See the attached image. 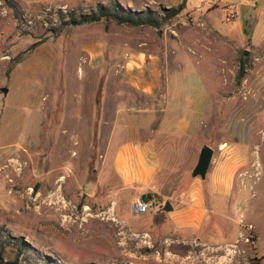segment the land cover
<instances>
[{"label": "rangeland", "instance_id": "1", "mask_svg": "<svg viewBox=\"0 0 264 264\" xmlns=\"http://www.w3.org/2000/svg\"><path fill=\"white\" fill-rule=\"evenodd\" d=\"M182 1L0 0V252L5 260L264 264V42H251L249 30L243 36L236 21L221 26L226 18L220 0H185V8L159 28L111 17L69 22L70 12L90 15L100 7L121 15L150 12L160 20ZM142 53L155 55L161 82L169 80L163 102L197 101L193 107L203 119L191 156L189 149L181 152L183 160L172 163L175 172L167 186L153 194L156 207L132 215L131 202L146 193L125 187L105 152L116 105L131 112L153 109L154 123L158 119L160 97L137 91L122 77L125 62ZM242 60L246 65L238 80ZM228 143L244 152L224 197L212 192L206 177L199 182L191 172L202 146L214 155ZM159 157L163 168L166 158ZM197 194L205 207L200 226H177L174 213ZM166 201L171 212L163 211Z\"/></svg>", "mask_w": 264, "mask_h": 264}, {"label": "crops", "instance_id": "2", "mask_svg": "<svg viewBox=\"0 0 264 264\" xmlns=\"http://www.w3.org/2000/svg\"><path fill=\"white\" fill-rule=\"evenodd\" d=\"M220 13L221 17L226 18L225 21L220 19L221 26L236 21L243 36H246L247 29L251 42H264V0H220ZM257 28L260 30L253 40ZM223 29L225 33L231 32L228 28ZM122 77L128 86L137 91L149 96H159L162 106L154 123L153 109L140 108L131 112L128 108L116 105V115L111 122L105 153L110 157L113 173L125 187H131L139 194H159L162 188L167 186L170 174L175 172L171 165L178 161L176 157L182 159L184 155L181 152L186 150L187 153L188 149L190 154L187 157L191 156L195 147L191 141L198 137L203 119L193 107V104L198 102L187 98L184 106L163 102L169 92V80L167 85V80L161 82L155 55L142 53L138 54L134 61L125 62ZM205 96L207 98V93ZM128 132L131 135H128ZM243 152L242 146L237 143H228L223 148H216L205 179L214 194L228 196ZM159 155L166 158L163 168ZM194 180L202 182L199 178ZM197 182L194 181V184L197 185ZM201 198L202 196L197 194L193 202L188 198L184 201L186 206L174 213L178 216L175 221L177 226L185 229H195L198 223L200 226L199 221L205 212Z\"/></svg>", "mask_w": 264, "mask_h": 264}, {"label": "trees", "instance_id": "3", "mask_svg": "<svg viewBox=\"0 0 264 264\" xmlns=\"http://www.w3.org/2000/svg\"><path fill=\"white\" fill-rule=\"evenodd\" d=\"M185 8V0L182 1L181 5L177 9H169L164 11L163 15H161V19L159 20L154 16V14H151L150 12H135L127 15H121L119 13H116L114 11H110L107 8L100 7L97 12L92 13L90 15H75L73 12H70V24L76 25V24H84V23H91V22H97L101 18H114L118 23H126L132 26H144L149 25L155 28H159L162 23L167 22L170 18L175 17L181 10ZM245 62L244 60L241 61V65L239 67L238 72V80L241 78V76L244 73L245 68ZM143 200L150 201L154 200L155 196L151 193H146L143 196ZM151 211V210H150ZM149 211V212H150ZM0 264H20L18 263L17 259L12 261H7L3 258L1 252H0Z\"/></svg>", "mask_w": 264, "mask_h": 264}, {"label": "water", "instance_id": "4", "mask_svg": "<svg viewBox=\"0 0 264 264\" xmlns=\"http://www.w3.org/2000/svg\"><path fill=\"white\" fill-rule=\"evenodd\" d=\"M1 92L6 94L8 92L7 88H1ZM213 157V149L204 145L201 147L199 151V155L196 161V164L194 168L192 169L191 176L193 178H199L201 180H204L207 174V171L209 169V166L211 164V160ZM173 210L172 205L169 201H166L163 206V211L165 212H171Z\"/></svg>", "mask_w": 264, "mask_h": 264}, {"label": "built area", "instance_id": "5", "mask_svg": "<svg viewBox=\"0 0 264 264\" xmlns=\"http://www.w3.org/2000/svg\"><path fill=\"white\" fill-rule=\"evenodd\" d=\"M156 205L157 203L154 200L145 201L143 199L138 198L131 202L129 208L132 215H144L153 208H155Z\"/></svg>", "mask_w": 264, "mask_h": 264}]
</instances>
